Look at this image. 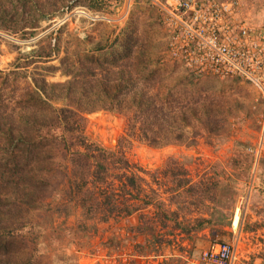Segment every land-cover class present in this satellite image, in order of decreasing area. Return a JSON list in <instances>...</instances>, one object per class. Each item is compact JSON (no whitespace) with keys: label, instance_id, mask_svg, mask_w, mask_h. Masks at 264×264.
<instances>
[{"label":"trees","instance_id":"16d2710c","mask_svg":"<svg viewBox=\"0 0 264 264\" xmlns=\"http://www.w3.org/2000/svg\"><path fill=\"white\" fill-rule=\"evenodd\" d=\"M107 3L0 0V31L33 36L43 22L59 17L65 8L71 11L82 6L101 12ZM253 7V18L258 23L264 21V0ZM146 27L141 32L139 25L129 22L110 45L65 54L59 60L58 36L53 47L45 36L31 55L17 60L13 70L6 74L0 71V264H44L42 246L46 238L54 237L56 230L75 237L88 228L84 223L69 230L59 226L51 234L49 216L38 221L28 217L30 214L39 217L41 212L52 211L70 217L73 207L86 221L101 217L106 222L118 210L116 191L103 186L115 165L125 171L130 164L122 155L88 143L84 134L87 115L99 111L127 114L130 127H137L140 139L155 149L194 146L206 135L224 142L231 125L240 121L237 106L233 109L227 105V90L235 89L241 80L233 79L237 81L230 85L217 83L219 78L195 75L187 68L183 79L162 90L166 72L151 54L157 44L145 39L156 35V25L151 22ZM56 60L58 64H52ZM57 73L66 80L48 81ZM234 151L231 168L237 171L242 167L246 179L257 163L253 192L264 204V158L256 161L240 142L235 143ZM171 175L174 186L168 191L174 200H180V213L206 200L212 204L206 212L208 218L200 216L187 226L181 218L177 225L183 233L202 232L211 224L223 223L222 209L238 195L236 177L221 172L222 178L214 175L194 182L182 166L175 167ZM118 179L120 193L132 195H140L147 183L127 173ZM152 194L154 199L144 204L159 209L162 203L155 191ZM45 199L60 204L49 208ZM133 211L128 210V215Z\"/></svg>","mask_w":264,"mask_h":264},{"label":"rangeland","instance_id":"374dc122","mask_svg":"<svg viewBox=\"0 0 264 264\" xmlns=\"http://www.w3.org/2000/svg\"><path fill=\"white\" fill-rule=\"evenodd\" d=\"M44 1L39 0L41 4ZM167 1L162 4L159 0H107V6L101 12H92L82 6H76L71 11L65 8L59 17L43 22L33 36L22 37V33L12 35L0 31V71L6 74L13 70L17 60L31 55L39 40L45 36H49L47 42L52 47L58 36L59 60L65 54L110 45L117 37L120 38L129 22L139 25L141 32L153 22L156 35L146 36L145 39H153L154 44H157L151 52L152 60L158 62L166 72L161 84L165 91L188 72L168 51V37L172 32L165 22L166 14L160 9L161 6L167 7ZM257 1L261 2L239 0V15L248 20L251 26L264 25V21L258 23L252 16L253 4ZM160 15L161 21L158 23ZM58 60L52 64H58ZM233 79H219L216 82L230 85L237 81ZM65 80L59 73L48 78L50 82ZM234 87L233 90H227V105L233 109L237 106L235 110L240 115V121L231 125L226 133L228 139L224 142L216 141L215 136L206 135L194 146L169 145L155 149L140 139L137 127H130L129 115L103 111L87 115L84 134L88 143L113 151L117 156L122 155L130 164V169L125 171L115 165L107 176V185L103 186L110 192L112 188L116 191L119 208L106 222L101 217L86 221L82 219L80 211L73 207L70 217L52 211H47L48 214L41 212L39 217L30 214L28 217L34 216L38 221H42L44 215L46 219L49 216L53 225L52 228H46H51V234L53 228L59 226L69 230L84 223L88 227L78 231L80 233L75 237L56 230L54 237L46 238L42 246L46 254L44 264H211L203 260V253L212 244L232 246L236 254L234 264H264V204L253 192L257 163L249 179L241 172L242 167L235 171L230 165L237 142L245 144V152L253 155L256 161L264 158V140L260 148L264 92L243 80ZM179 166L187 171L188 178L194 182H199L201 177L214 178V175L222 178L221 172L237 178L238 195L222 209L223 223L211 224L202 232L181 231L177 225L181 223V218H184V226L192 225L200 216L208 218L206 212L212 204L206 200L202 202L203 205L195 204L189 211L179 212L180 200H174L168 191L174 186L171 181L172 170ZM242 166L245 168V164ZM123 173L146 180L140 195L120 193L118 177ZM152 191L156 192V198L162 203L159 209L144 204L154 199ZM49 200L44 201V205L49 208H56L57 203L60 204L49 203ZM64 201L65 198H62L61 202ZM130 209L134 211L128 215ZM236 215L239 221L234 229L232 222Z\"/></svg>","mask_w":264,"mask_h":264},{"label":"built area","instance_id":"2783aa9c","mask_svg":"<svg viewBox=\"0 0 264 264\" xmlns=\"http://www.w3.org/2000/svg\"><path fill=\"white\" fill-rule=\"evenodd\" d=\"M160 9L170 26L168 51L195 75L236 78L264 92V25L239 15V0H168ZM260 148L264 140V117ZM211 264H234L235 249L214 244L203 253Z\"/></svg>","mask_w":264,"mask_h":264},{"label":"bare ground","instance_id":"6f19581e","mask_svg":"<svg viewBox=\"0 0 264 264\" xmlns=\"http://www.w3.org/2000/svg\"><path fill=\"white\" fill-rule=\"evenodd\" d=\"M238 221H239V217H238V215L234 216V218H233V222H232V226H233L234 229L237 228V226H238Z\"/></svg>","mask_w":264,"mask_h":264}]
</instances>
